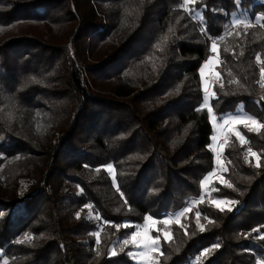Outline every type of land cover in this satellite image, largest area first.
<instances>
[{
    "label": "trees",
    "instance_id": "1",
    "mask_svg": "<svg viewBox=\"0 0 264 264\" xmlns=\"http://www.w3.org/2000/svg\"><path fill=\"white\" fill-rule=\"evenodd\" d=\"M262 67L260 0H0V264H135L136 225L190 202L154 264L264 262ZM209 109L259 125L225 144V209Z\"/></svg>",
    "mask_w": 264,
    "mask_h": 264
},
{
    "label": "rangeland",
    "instance_id": "2",
    "mask_svg": "<svg viewBox=\"0 0 264 264\" xmlns=\"http://www.w3.org/2000/svg\"><path fill=\"white\" fill-rule=\"evenodd\" d=\"M264 2V0H260ZM189 3V0H184V5ZM211 56L203 63L199 71L200 78V94L205 103V98L207 100L212 97L211 88L219 87V82L216 80L215 67L218 64L217 53L212 51V45L210 46ZM206 106V104H205ZM249 117L242 114L236 113L234 115H224L217 119L209 111V119L212 124V136L210 149L213 153V168L211 172L205 177L202 186V196L203 199H207L213 207L218 209H225L230 206L229 201L222 199H210L211 192L213 191V184H223L222 174L226 170V161L222 157V152L225 144L230 136L236 137L240 142H242L241 136H237L238 127L245 126L249 129H257L258 124L251 123ZM254 158V157H253ZM255 159V158H254ZM193 202L188 203L179 211L163 216L160 220L149 219L148 217L144 219L141 225H136L134 233H136L137 243L140 245L149 244L151 240H157L161 237L164 240L169 238V226L172 223H179V219L186 217L187 213L190 212ZM188 208L189 211L184 212V209ZM177 213H183V215L177 216ZM155 221V223L153 222ZM164 221H167L165 224ZM160 225V226H159ZM130 241L132 239V234L127 236ZM125 240V239H124ZM130 252L133 255H129L135 264H154L155 257L159 253V243L157 251H148L146 255H140V253L146 250L143 247L134 246L131 242L128 244ZM129 252V253H130ZM258 264H264V262H259Z\"/></svg>",
    "mask_w": 264,
    "mask_h": 264
},
{
    "label": "snow or ice",
    "instance_id": "3",
    "mask_svg": "<svg viewBox=\"0 0 264 264\" xmlns=\"http://www.w3.org/2000/svg\"><path fill=\"white\" fill-rule=\"evenodd\" d=\"M239 2H240V0H237V3H239ZM233 23H234V24H242V23H244V21H241V20L237 19V20H235ZM170 31H171V30H170ZM212 51H213V52L216 51V43H215V42H214L213 45H212ZM258 59H259V57H258ZM260 71H261V78L264 79V67H262ZM261 87H264V84H261ZM207 102H208V100H207V97H206V98H205V103H207ZM209 111H211V109H209ZM248 119L251 120V118H248ZM251 123H253V124H257L258 122L255 121V120H251ZM250 130H251V129H250ZM236 134H237V136H240V133H239V132H237ZM241 139H243V138L241 137ZM248 151L251 153V149H250V148L248 149ZM252 154L255 155V153H252ZM107 167H108V170H109V171L112 170V166H111V165H108ZM202 186H203V182H202ZM202 198H203V197H202ZM187 211H189V209H188V208H185V209H184V212H187ZM176 215H177V216H180V215H183V213H177ZM197 215H199V213H197ZM77 217H79V213H77ZM149 219H151V218H149ZM153 222L155 223V221H153ZM164 223L166 224L167 221H164ZM201 230H203V228H201ZM253 231H259V229H253ZM136 235H137L136 233H133V234H132V239H131V241H130L128 238H125V240L123 241V243H124L125 245H128V244L131 242L134 246L143 247L146 251L140 253V255H146L148 251H157V250H158V243H157V240H151V242H150L149 244L140 245V244L137 243ZM25 238H26V239H30V238L27 236V234H26ZM262 238H264V237H262ZM22 242H23V241H20V240L17 241V243H22ZM97 242H99V241H97ZM209 251H210L209 249H206V250H205V253H207V252H209ZM128 254H129V255H133L131 252L128 253ZM202 255H203V253H202ZM5 264H7L6 261H5Z\"/></svg>",
    "mask_w": 264,
    "mask_h": 264
},
{
    "label": "built area",
    "instance_id": "4",
    "mask_svg": "<svg viewBox=\"0 0 264 264\" xmlns=\"http://www.w3.org/2000/svg\"><path fill=\"white\" fill-rule=\"evenodd\" d=\"M203 94V92H201V95ZM167 215H170V214H167Z\"/></svg>",
    "mask_w": 264,
    "mask_h": 264
}]
</instances>
